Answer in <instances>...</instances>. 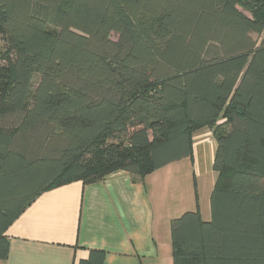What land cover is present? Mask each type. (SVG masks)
I'll return each mask as SVG.
<instances>
[{
  "label": "trees",
  "instance_id": "16d2710c",
  "mask_svg": "<svg viewBox=\"0 0 264 264\" xmlns=\"http://www.w3.org/2000/svg\"><path fill=\"white\" fill-rule=\"evenodd\" d=\"M0 28V264L40 195L142 180L192 157L201 128L211 219L170 222L173 264H264V0H0Z\"/></svg>",
  "mask_w": 264,
  "mask_h": 264
},
{
  "label": "crops",
  "instance_id": "0c3cea01",
  "mask_svg": "<svg viewBox=\"0 0 264 264\" xmlns=\"http://www.w3.org/2000/svg\"><path fill=\"white\" fill-rule=\"evenodd\" d=\"M216 149L212 130L201 128L192 157L142 180L115 172L43 193L8 227L1 264H78L90 250L104 252L103 264H173L170 222L195 210L211 219Z\"/></svg>",
  "mask_w": 264,
  "mask_h": 264
},
{
  "label": "rangeland",
  "instance_id": "374dc122",
  "mask_svg": "<svg viewBox=\"0 0 264 264\" xmlns=\"http://www.w3.org/2000/svg\"><path fill=\"white\" fill-rule=\"evenodd\" d=\"M248 5L242 6V5H237V8L244 12L246 15L250 16V10L247 8ZM111 38L113 40L116 39V36L112 35ZM10 56L7 50V45H6V40H5V35L2 29L0 28V68H6L8 61L10 60ZM201 197H203V194H201ZM204 201H207L206 198ZM205 205V204H204Z\"/></svg>",
  "mask_w": 264,
  "mask_h": 264
}]
</instances>
